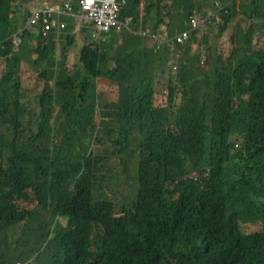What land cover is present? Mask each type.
I'll return each mask as SVG.
<instances>
[{
    "label": "trees",
    "instance_id": "1",
    "mask_svg": "<svg viewBox=\"0 0 264 264\" xmlns=\"http://www.w3.org/2000/svg\"><path fill=\"white\" fill-rule=\"evenodd\" d=\"M206 1L128 0L130 34L91 36L74 62L75 18L44 35L28 26L36 6L0 0V264H264V0H221L219 30L178 44L173 71L145 33L174 37ZM26 63L45 79L38 109L20 91ZM99 78L111 99L97 127ZM115 157L137 178L123 203L99 192Z\"/></svg>",
    "mask_w": 264,
    "mask_h": 264
},
{
    "label": "rangeland",
    "instance_id": "2",
    "mask_svg": "<svg viewBox=\"0 0 264 264\" xmlns=\"http://www.w3.org/2000/svg\"><path fill=\"white\" fill-rule=\"evenodd\" d=\"M217 1H220L222 3L221 0H207L205 2L206 3V5L204 7L205 12L209 11L208 14H210L211 12H215V15L213 16V22L211 23V25L210 26L208 25L206 28H201L202 31H204L208 34H211L212 30L214 29L212 25H215V29L219 30V24L222 22L220 13L217 12V7H216ZM55 3H59L61 6L64 3V0H21V4L23 5L22 7L24 9H30L31 7H34L37 5L38 6H40V5L41 6H46V5L54 6ZM241 3H242L241 0H237L238 10L241 9V7H240ZM201 14L202 13H199L197 15H201ZM240 19H241V17H239L237 20H235L233 22L232 25L234 26V29L231 26L230 30L227 31L225 34H223L222 39L224 38L226 40H230L232 38V36L236 34L237 25L240 23ZM87 28H89L88 25L84 24V23L80 24L79 28H77L76 45L70 51V58L72 60H74V62L79 61L78 57L80 56L81 49H82L83 45L87 41L91 40L90 39L91 33L89 34ZM131 28H133L132 23H131ZM130 32H131L130 28L127 27V25L123 23V27L118 32V34L120 35V39L122 40V38L125 37L126 35H129ZM155 33L158 34L159 36H161V33H163V32H155ZM107 34H109V33H107ZM105 35L106 34H104L102 36V38ZM237 35H238V37H240L243 34L237 32ZM154 41H156V40L154 38H152L151 43H150V47L153 51H156L157 47H156V44L154 43ZM200 41L197 40L195 42L196 43L195 45L197 46V48L200 47ZM58 46H59L58 52L60 53L59 55H61V52H62L61 39H58ZM201 48L203 49L202 51L207 52V45H205ZM180 52H181V48L180 47L178 48V46H177V49H175V51H174L175 54L170 57L168 72L171 69H172V71L176 70L175 66H178V64H179V55L178 54H180ZM205 56H206V54L203 56V60L206 59ZM59 58H60V56H59ZM149 62L152 64L154 62V60L150 58ZM202 64H206V63L203 61ZM56 66L57 65H55V67ZM22 76H23V78L21 81V90L20 91L22 92V94H24L23 100L24 101L26 100V102H27L29 99H31L30 102H32L33 106L38 109L37 98H38L39 94L42 93V91L44 89L45 79H43L41 74L38 71H36L33 67H31L29 63H26L24 65V70H23ZM162 79H163L162 84L158 85L159 86V92H158L157 96H159L163 93V89H164L165 85L167 84V83L164 84V82H166V80L169 79L168 75H166ZM98 83H99V90H100V101H99V107L97 109L98 115L96 116L94 122L96 123L97 127H100V124L103 121V118L101 116L102 108H101L100 103H102V106H103L108 101H110L111 98H109V93L111 92V84L105 78H99ZM49 84L52 87H54L56 89V91L58 92L59 89L57 88L55 79L49 80ZM166 88H167V86L165 87V89ZM58 110H59V107L57 106L55 114L58 113ZM53 121H54V118L52 119V122ZM23 128H24V126H23ZM41 143H43V142H41ZM99 145H100L99 143L94 142L93 147L101 149V147H98ZM110 166H111V168H109V171L104 170L101 172V174H104L107 177L101 183V185L99 187V189L101 191H99V192L101 193V195H103V197H110V198H113L114 201L117 203H123L124 200L128 199V195L130 193H133L136 191L137 178L135 177L133 179L132 175L126 173L120 158L115 157L114 159H112ZM28 204L31 208H33V206H35V201H34L33 196H32V199L30 200V202ZM52 214H53L52 209H41L39 214H36L35 216H32V217L36 221L42 220V219L46 220V224L48 226L49 222L53 220ZM62 222H63V224H66V220H61V223ZM259 230L262 231L263 228L261 227ZM18 231H19V229L16 230V233L13 237L9 236L8 244H7V246H5V248L8 250V252L10 254H12L13 256H15L13 248L16 246L17 239L19 238ZM43 241H44V238H39V240H38L39 243L43 242ZM2 247H4V246H2L0 244V253H1V249L3 250ZM16 247H19V245L17 244ZM28 262H30V260H25V261H19L18 260L17 264H27Z\"/></svg>",
    "mask_w": 264,
    "mask_h": 264
},
{
    "label": "built area",
    "instance_id": "3",
    "mask_svg": "<svg viewBox=\"0 0 264 264\" xmlns=\"http://www.w3.org/2000/svg\"><path fill=\"white\" fill-rule=\"evenodd\" d=\"M76 2L77 0H66L64 6L59 8L53 6L36 7L28 15V26L40 28L44 35H48L55 26L60 32L67 26V23L61 19L60 15L67 13L77 17L80 21L94 24V37L96 38H102L104 34L122 28L121 14L128 4V0H78L79 10H76ZM216 7L219 13L222 11L228 13L229 11L227 6L220 1H217ZM214 15L215 12L205 16H192L190 27L175 34L174 37L169 36L168 29H164L161 36L151 30L145 33L154 38L157 44H166L172 51H175L178 44L185 43L191 38L196 28H206L210 25L213 22ZM126 25H128V22ZM175 68L177 69L178 67L175 66Z\"/></svg>",
    "mask_w": 264,
    "mask_h": 264
},
{
    "label": "crops",
    "instance_id": "4",
    "mask_svg": "<svg viewBox=\"0 0 264 264\" xmlns=\"http://www.w3.org/2000/svg\"><path fill=\"white\" fill-rule=\"evenodd\" d=\"M78 5V7H79V3L78 2H76V6ZM41 6V5H40ZM47 6V5H46ZM46 6H43V7H46ZM54 7H56V8H59L60 7V4L59 3H55L54 4ZM76 10H79V8L78 9H76ZM65 17H67V19L65 18ZM61 18L64 20V21H66L67 22V24H68V20H70V19H73V18H75L76 20H77V25H76V29H75V31L77 32V28H79V26H80V24H87L88 25V27L89 28H87V30H88V32H89V34H90V37L91 36H93L94 37V32H95V26H94V24H92V23H90V22H83V21H80L77 17H75V16H72V15H69V14H67V13H63L62 15H61ZM83 26V25H82ZM86 26V25H85ZM163 29V28H162ZM165 29H167V28H165ZM119 32V30H114L113 32H111V33H109V34H106L103 38H98L100 41H109V40H107L109 37L110 38H112V36H117L118 37V39H120V35L119 34H117ZM179 33V32H178ZM93 39H96L97 40V38L95 37V38H93ZM110 42V41H109ZM118 43H121L120 42V40H118ZM60 53L58 52V56H60L59 55Z\"/></svg>",
    "mask_w": 264,
    "mask_h": 264
},
{
    "label": "clouds",
    "instance_id": "5",
    "mask_svg": "<svg viewBox=\"0 0 264 264\" xmlns=\"http://www.w3.org/2000/svg\"><path fill=\"white\" fill-rule=\"evenodd\" d=\"M65 2H66V0H65ZM65 2H64L60 7H63L64 4H65ZM77 2H78V0H77ZM222 3H223V2H222ZM36 7H43V6H38V5H37ZM36 7H35V8H36ZM46 7H48V5H47ZM53 7H54V6H53ZM75 7H76V6H75ZM211 13H212V12H211ZM62 14H63V13H62ZM62 14H61V15H62ZM61 15H60V17H61ZM69 15H70V14H69ZM57 16H58V13H57ZM198 16H200V15H198ZM61 19H62V18H61ZM62 20H63V19H62ZM63 21H64V20H63ZM64 22H66V21H64ZM127 22H128L127 27H130V22H129V21H126V22L123 21L124 24H126ZM66 23H67V22H66ZM122 27H123V26H122ZM55 28L58 29L57 26H55ZM65 28H66V27H65ZM65 28H64V29H65ZM201 28H202V27H201ZM120 29H121V28H120ZM120 29H119V30H120ZM61 31H62V30H61ZM61 31H60V32H61ZM113 31H114V30H113ZM113 31H112V32H113ZM58 32H59V30H58ZM60 32H59V33H60ZM110 33H111V32H110ZM176 34H177V33H176ZM94 38H95V37H94ZM174 54H175V53H173V55H174Z\"/></svg>",
    "mask_w": 264,
    "mask_h": 264
}]
</instances>
